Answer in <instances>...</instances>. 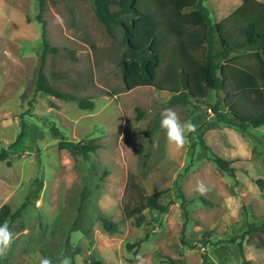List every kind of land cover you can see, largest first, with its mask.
Listing matches in <instances>:
<instances>
[{"label":"rangeland","instance_id":"obj_1","mask_svg":"<svg viewBox=\"0 0 264 264\" xmlns=\"http://www.w3.org/2000/svg\"><path fill=\"white\" fill-rule=\"evenodd\" d=\"M242 3L204 1L214 22ZM38 12V0H0V152L10 153L0 162V208L8 204L15 211L27 204L21 217L8 222L13 242L0 264H40L42 258L52 264L64 258L71 264H139L137 256L144 264H170L167 258L264 264V125L241 131L217 122L193 100L168 105V91L127 90L122 28L111 35L91 0H46L43 19L57 50L43 61ZM42 63L52 85L90 98L94 107L82 109L78 101L38 91ZM218 96L211 92L207 103ZM165 108L196 126L180 152L167 145L161 128L149 142V125ZM63 138L94 139L100 147L88 157L73 155L59 149ZM140 147L143 154L150 151L144 167ZM216 155L239 160L235 172L221 169ZM130 174L169 206L164 214L146 209L141 227L123 210L135 196L127 193ZM198 180L208 186L206 195L195 190ZM101 216L119 231L108 232ZM141 239L140 247L128 249L127 243Z\"/></svg>","mask_w":264,"mask_h":264},{"label":"trees","instance_id":"obj_2","mask_svg":"<svg viewBox=\"0 0 264 264\" xmlns=\"http://www.w3.org/2000/svg\"><path fill=\"white\" fill-rule=\"evenodd\" d=\"M94 12L107 31L113 35L116 27L123 31L125 50L120 65L127 90L151 86L168 91V105L189 103L206 105L217 122L231 125L241 131L264 125V2L242 0L243 3L221 21L214 22L205 0H91ZM38 22L43 25V61L47 52L56 51L52 46L43 19L46 0H38ZM116 8H113V7ZM37 90L61 100L78 101L82 109H91L94 102L88 97L78 98L64 93L52 85L41 64ZM211 92L219 96L215 103H207ZM142 116L143 113L141 112ZM149 125L150 139L160 130V113ZM24 123L22 124V126ZM52 131L59 133L53 127ZM19 134L11 148L21 139ZM202 145L208 149L205 141ZM100 147L94 139L84 142L65 140L59 149L73 155L88 157ZM9 151L0 152V162L9 159ZM141 165H147L150 151L143 154ZM218 166L235 172L239 160H226L215 156ZM9 164L10 161H7ZM258 183L262 184L261 180ZM127 193L134 199L125 203L127 218L141 227L146 222V209L164 214L169 206L163 204L160 193L147 194L132 174L127 181ZM26 202L12 211L10 205L0 208V225L21 217ZM104 228L111 233L119 231L118 224L108 217H100ZM264 226V225H263ZM144 239L127 243L129 250L138 248ZM170 264H189L183 260L167 258Z\"/></svg>","mask_w":264,"mask_h":264},{"label":"clouds","instance_id":"obj_3","mask_svg":"<svg viewBox=\"0 0 264 264\" xmlns=\"http://www.w3.org/2000/svg\"><path fill=\"white\" fill-rule=\"evenodd\" d=\"M160 127L166 135V142L170 148L176 152L182 151L187 142L188 135L196 130V126L191 121H181L178 113L172 108H165L161 113ZM200 195H206L209 191L208 186L203 180L196 182V189ZM13 242V233L10 230L9 223L5 221L0 225V257L6 256ZM139 264H144L141 256L136 258ZM40 264H52L51 259L42 258ZM62 264H71L70 258H64Z\"/></svg>","mask_w":264,"mask_h":264}]
</instances>
